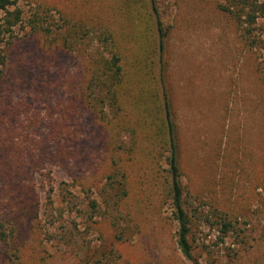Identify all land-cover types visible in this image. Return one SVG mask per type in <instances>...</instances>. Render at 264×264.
<instances>
[{
  "label": "rangeland",
  "instance_id": "1",
  "mask_svg": "<svg viewBox=\"0 0 264 264\" xmlns=\"http://www.w3.org/2000/svg\"><path fill=\"white\" fill-rule=\"evenodd\" d=\"M222 2L157 0L165 26L171 28L168 59L182 144L181 182L185 201L195 207L234 210L249 242L244 246L248 252L227 259L223 255L227 248H239L236 240L228 237L223 242L217 230L201 225L196 230L194 253L200 264H264V217L259 214L264 199L260 59L243 44L234 20L220 11ZM37 3L54 13L61 10L67 15L95 17V23L100 21L96 12L103 8L106 14H100L101 21L113 27L121 43L131 45L136 39L126 34L130 28L126 16L113 10L124 8L125 0H20L18 5L27 16ZM135 12L144 16L141 3L135 5ZM139 24L132 27L137 29ZM258 26L264 37V19ZM26 30L21 25L16 29L17 37L8 47L6 77L0 83V159L9 156L13 171L26 172L21 186L25 210L18 208L20 204L13 207L14 193L0 179V215L12 218L19 228L17 244L24 261L194 264L177 248L170 205L158 198L151 179L140 180L134 173L128 179L129 187L125 183L129 190L122 204L127 216L122 221L127 226L126 240L118 241L109 223L98 217L99 224L88 229L85 219L63 204L61 192L67 183L82 198L89 189L104 207L99 194L109 173L108 149L102 127L79 94L85 60L45 47L37 36L26 35ZM136 33L146 42L141 30ZM131 53L130 60L136 54ZM127 99L130 102L128 95ZM122 137L128 143L130 133ZM61 153L66 163L46 161ZM30 157L44 159L42 165L37 164L39 170L29 165ZM70 233L73 242L67 239V244L62 235Z\"/></svg>",
  "mask_w": 264,
  "mask_h": 264
},
{
  "label": "trees",
  "instance_id": "2",
  "mask_svg": "<svg viewBox=\"0 0 264 264\" xmlns=\"http://www.w3.org/2000/svg\"><path fill=\"white\" fill-rule=\"evenodd\" d=\"M19 1L0 0V83L6 77L8 47L17 37L16 29L20 25L27 29L26 35L37 36L45 47L83 58L86 73L79 94L84 106L102 127L108 149L109 173L99 194L104 207L93 198L89 189L84 190L85 197L82 198L69 189V184L64 183L61 199L69 211L82 216L88 229L99 224L97 217L107 221L115 238L118 241L126 240L127 226L122 221L126 222L127 216L122 204L129 195L128 179L137 173L140 180L151 179L158 198L163 203H169L171 221L175 225V244L189 261L200 264L194 253L198 248L195 246L196 230L201 225L217 230L223 242L228 237L236 240L238 245L235 247L239 248H227L223 254L227 259L238 258L241 253L248 252L249 249L244 248L249 245L246 230L241 227L234 210L212 205L210 211H205L185 201V190L181 182L182 144L175 117V87L171 82L168 59L171 28L165 26L157 0H137L144 8V16L136 14L137 2L134 0H125L124 8L113 9L129 20L130 28L126 34H134L136 38L131 45L121 43L113 27L101 21L100 14H106L103 8L96 12L100 21L95 23V17L67 15L61 10L54 13V9L40 3L26 16L18 5ZM218 8L234 20L246 48L254 54L258 53L260 61L257 71L264 89V37L258 26L259 21L264 19V0H223ZM24 22L25 26L22 25ZM135 22H140L137 29L132 27ZM141 22L145 26L143 24L140 27ZM139 30L146 35V42L139 39L140 35L136 33ZM133 50L136 54L130 60L129 53ZM127 132L130 133L128 143L122 137ZM46 159L66 163L62 153ZM15 163L19 166L23 164ZM43 163L44 159L30 157L29 165L34 170H39L37 164ZM12 164L14 162L9 156L3 157L2 161L0 159V179L14 193L11 200L13 207L20 204L18 208L25 210L26 201L22 199L21 186L26 172L19 171V168L13 171L10 168ZM164 164L165 168H162ZM119 181H124V184ZM48 199L49 204H53L52 198ZM261 203L259 214L264 217V199ZM262 228L264 231V226ZM19 233L12 218L0 215V264H28L24 261L22 247L17 244ZM73 236V233L62 235L66 242L70 239V243L73 242ZM39 261H44V258Z\"/></svg>",
  "mask_w": 264,
  "mask_h": 264
}]
</instances>
